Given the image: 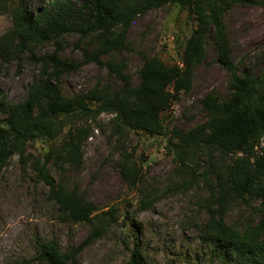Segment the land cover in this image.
Instances as JSON below:
<instances>
[{
	"label": "rangeland",
	"instance_id": "374dc122",
	"mask_svg": "<svg viewBox=\"0 0 264 264\" xmlns=\"http://www.w3.org/2000/svg\"><path fill=\"white\" fill-rule=\"evenodd\" d=\"M12 6L21 0H3ZM51 0H26L30 12L44 8ZM256 4H234L227 8L225 26L232 60L256 73H264V0ZM197 27L195 17L179 5L151 10L135 19L127 33V49L91 60L99 48L97 34L81 37L65 35L55 42L33 43L9 60H0V90L6 104L24 102L30 90L42 81H58L67 98L86 93L97 86L118 90L123 86L109 66L119 67L136 86L146 59L158 58L169 66L181 65L187 40ZM12 29V16L0 14V37ZM71 65L58 76L51 57ZM108 64V65H107ZM230 75L217 62L214 39L207 46L206 58L195 71L192 89L163 114V135L142 131L117 139L112 115L103 114L91 125L82 149L79 167L48 161L55 142L30 143L23 157H13L0 174V264H20L40 253L43 244L55 240L63 252L83 243L92 232L86 223L74 222L50 197L51 188L41 176L46 168L56 186L82 194L98 213L115 209L118 223L101 239L88 245L76 264H130L132 250H140L147 264H225V255L206 233L211 219V191L208 184L190 182L169 142L175 132L186 133L206 123L212 115L203 108V99L215 93L221 100L230 96ZM5 115L0 108V119ZM67 133V130L65 131ZM264 147V143L262 145ZM132 153L142 166L144 179L130 187L119 170L121 152ZM221 159L218 160L220 162ZM203 169L209 163L201 156ZM200 170L199 172H202ZM215 184L213 177L208 178ZM145 196L155 198L144 210ZM262 202L239 201L228 208L226 223L245 232L262 221ZM231 264L233 261L227 258Z\"/></svg>",
	"mask_w": 264,
	"mask_h": 264
},
{
	"label": "trees",
	"instance_id": "16d2710c",
	"mask_svg": "<svg viewBox=\"0 0 264 264\" xmlns=\"http://www.w3.org/2000/svg\"><path fill=\"white\" fill-rule=\"evenodd\" d=\"M256 3L255 0H51L44 8L30 12L26 0L13 6L0 0V14L12 16V29L0 37V60L26 52L33 43L59 44L65 35L97 34L99 48L90 58L103 65V56L127 49V33L133 21L151 10L179 5L197 21L186 42L182 64L169 66L158 58L146 59L136 86L119 67L107 64L123 82L118 90L97 86L67 98L58 81L48 80L35 85L28 98L19 104H6L0 90V108L5 115L0 119V174L13 157L24 156L30 143L49 144L62 136L60 147L49 150L48 161L54 157L79 167L91 125L103 114L113 116V134L118 140L135 131L163 135V114L180 100L182 93L192 89L195 71L205 60L213 38L217 62L231 78L230 96L221 100L215 93H209L202 102L212 118L186 133L175 132L169 151L189 175L190 182L199 183V178L210 188L211 204L216 209L210 206L206 233L225 255V264H231L227 258L233 264H264V73L243 68L232 60L224 20L229 6ZM51 60L57 76L71 68L55 56ZM201 156L208 161V169L202 168ZM119 170L130 187H137L144 179L142 166L128 151L121 152ZM40 173L60 210L74 222L89 224L92 232L83 243L66 252L55 240L45 243L39 254L20 264H76L88 245L118 223L115 209L98 213L82 194L58 188L46 168ZM209 177L215 179V184L209 182ZM249 199L261 200L263 218L257 227L242 233L230 227L225 217L230 205ZM154 203L155 198L145 196L141 208L148 210ZM129 262L147 264L137 247L132 250Z\"/></svg>",
	"mask_w": 264,
	"mask_h": 264
}]
</instances>
